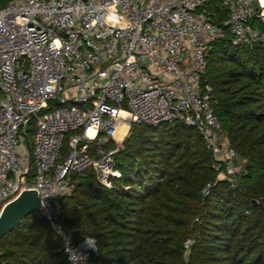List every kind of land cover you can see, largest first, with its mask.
Segmentation results:
<instances>
[{
    "label": "built area",
    "instance_id": "1",
    "mask_svg": "<svg viewBox=\"0 0 264 264\" xmlns=\"http://www.w3.org/2000/svg\"><path fill=\"white\" fill-rule=\"evenodd\" d=\"M209 1L227 9L224 26L210 21ZM112 9L118 22L106 20ZM253 21L264 24L263 0H11L0 8V213L23 190H36L68 260L66 239L78 248L88 237L74 241L61 229L59 200L90 169L112 188L121 177L114 155L134 123L195 128L215 170L234 177L243 162L214 115L206 58L225 29L234 46L264 42ZM120 124L127 131L119 141ZM108 140L115 149L105 148ZM81 250L87 260L79 264L98 256L97 244Z\"/></svg>",
    "mask_w": 264,
    "mask_h": 264
},
{
    "label": "trees",
    "instance_id": "2",
    "mask_svg": "<svg viewBox=\"0 0 264 264\" xmlns=\"http://www.w3.org/2000/svg\"><path fill=\"white\" fill-rule=\"evenodd\" d=\"M10 1L0 0V8ZM205 9L218 26L229 19L218 2ZM251 26L264 36V24ZM206 60L204 83L212 88L221 132L243 162L240 172L227 178L215 170L213 154L193 127L132 124L114 155L121 177L112 179V188L90 169L59 200L61 229L73 231L74 241L96 240L98 256L89 264H264V42L234 46L225 29ZM26 129L31 159L33 121ZM105 148L115 143L108 140ZM62 245L40 213L32 214L0 239L1 260L69 264Z\"/></svg>",
    "mask_w": 264,
    "mask_h": 264
},
{
    "label": "water",
    "instance_id": "3",
    "mask_svg": "<svg viewBox=\"0 0 264 264\" xmlns=\"http://www.w3.org/2000/svg\"><path fill=\"white\" fill-rule=\"evenodd\" d=\"M256 205V202H253ZM41 200L36 190H23L14 200L7 203L0 213V239L15 230L23 219L32 214H39ZM0 264H3L0 255Z\"/></svg>",
    "mask_w": 264,
    "mask_h": 264
},
{
    "label": "clouds",
    "instance_id": "4",
    "mask_svg": "<svg viewBox=\"0 0 264 264\" xmlns=\"http://www.w3.org/2000/svg\"><path fill=\"white\" fill-rule=\"evenodd\" d=\"M118 16L114 9L110 10L108 16L106 17V20L108 22H118ZM66 244L69 245V247L66 248V251L68 253V260L69 264H79V261L87 260V256L84 254V252L81 249H96V240L94 237H88L84 239L78 248L71 247V240L70 238L66 239Z\"/></svg>",
    "mask_w": 264,
    "mask_h": 264
},
{
    "label": "bare ground",
    "instance_id": "5",
    "mask_svg": "<svg viewBox=\"0 0 264 264\" xmlns=\"http://www.w3.org/2000/svg\"><path fill=\"white\" fill-rule=\"evenodd\" d=\"M263 4H264V0H263ZM127 131V127L125 126V124H120L118 129H117V133H116V138L117 140H122L124 134L126 133Z\"/></svg>",
    "mask_w": 264,
    "mask_h": 264
},
{
    "label": "rangeland",
    "instance_id": "6",
    "mask_svg": "<svg viewBox=\"0 0 264 264\" xmlns=\"http://www.w3.org/2000/svg\"><path fill=\"white\" fill-rule=\"evenodd\" d=\"M25 148H26V150H27V152H28V149H29V148L27 147V145H26V144H25ZM239 172H240V170H239Z\"/></svg>",
    "mask_w": 264,
    "mask_h": 264
}]
</instances>
